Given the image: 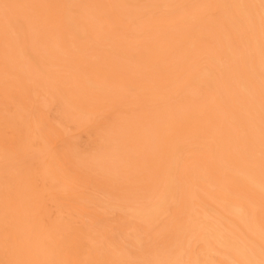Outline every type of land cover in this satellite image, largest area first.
I'll list each match as a JSON object with an SVG mask.
<instances>
[{
    "label": "bare ground",
    "instance_id": "obj_1",
    "mask_svg": "<svg viewBox=\"0 0 264 264\" xmlns=\"http://www.w3.org/2000/svg\"><path fill=\"white\" fill-rule=\"evenodd\" d=\"M187 1L0 0V264H132L102 259L66 122L91 131L92 171L112 141L140 156L121 207L170 236L139 264H264V0H213L215 23ZM207 90L224 105L181 98Z\"/></svg>",
    "mask_w": 264,
    "mask_h": 264
},
{
    "label": "rangeland",
    "instance_id": "obj_2",
    "mask_svg": "<svg viewBox=\"0 0 264 264\" xmlns=\"http://www.w3.org/2000/svg\"><path fill=\"white\" fill-rule=\"evenodd\" d=\"M196 3L204 7L202 18L212 23L219 20V9L213 0H188L186 2L187 5ZM180 9L181 7H176L173 11H180ZM166 10L167 9H162V11ZM164 16L167 15L162 13L160 9H158L157 13L154 15H150L151 18L156 20H163ZM168 32L169 31H166L165 33ZM233 47L239 59L241 52H245L244 47L241 45L239 46V44L235 42H233ZM118 59L119 57L116 56V60ZM126 62L131 63V61ZM238 70L239 68L235 70V72ZM232 89L234 95L239 98V92L236 89L234 90V88ZM256 91L258 90L256 89ZM211 93L210 90L202 91L196 97L182 94L181 96L183 97L181 98L184 100L188 98V101H201L204 98L211 97L217 105L223 106L225 103L224 97L221 94L212 97ZM41 99L42 98L39 97L40 101ZM169 101L168 103L172 104L174 107H176V105H181L179 98L177 100L171 98ZM36 114H41L46 121L49 123L53 122L57 125L59 121H64L62 117L64 115L62 106L46 104L41 107V110L37 111ZM110 117L111 115L107 114V112H102L99 121L102 120L101 122H107L111 119ZM66 124L68 125L65 126L68 133V142L71 145L69 148H73V151L77 153L73 160L77 162L75 169L81 173L80 176L83 182H85V193L91 194V199L85 204L84 219L87 224L92 225V228L100 236L103 247V252L101 254L102 259L105 254L103 261H105L107 256L111 255V250H114L122 252L132 264H139L143 261L144 257H147V252L149 250L158 249L159 251L160 248L162 249L166 243H168L167 241L170 236L169 229L165 225L167 216L152 226L145 227L143 224L129 217L121 207L123 201H135L140 198L139 192L135 191L136 188L132 187L139 183L138 179L141 171H138L135 164L140 156H132L129 151L120 154L118 143L112 141L109 146L111 148L110 153L115 154L116 157L109 160L111 161L109 167H104L103 169L99 167L92 171L90 161H93V159L98 160L103 156L100 155L102 152H99L96 147L91 131L76 129L72 124L67 122ZM58 149H60L59 146ZM108 170L111 172V175L106 172ZM69 203H77V206H81V204L85 202L77 200L69 201ZM104 242L112 243V245L109 244L110 247H106ZM113 245L117 248L114 249ZM190 248L191 245L188 249L190 250ZM180 259L181 262L177 264H188V252L182 253Z\"/></svg>",
    "mask_w": 264,
    "mask_h": 264
}]
</instances>
